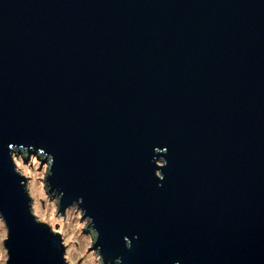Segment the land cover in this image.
Segmentation results:
<instances>
[{"label": "water", "instance_id": "obj_1", "mask_svg": "<svg viewBox=\"0 0 264 264\" xmlns=\"http://www.w3.org/2000/svg\"><path fill=\"white\" fill-rule=\"evenodd\" d=\"M62 220L86 264H264V0H0L5 264H69Z\"/></svg>", "mask_w": 264, "mask_h": 264}, {"label": "clouds", "instance_id": "obj_2", "mask_svg": "<svg viewBox=\"0 0 264 264\" xmlns=\"http://www.w3.org/2000/svg\"><path fill=\"white\" fill-rule=\"evenodd\" d=\"M23 146V144H20ZM28 148L33 149V152L30 154L28 158V163L26 164L24 160L21 158L23 153L21 149L18 147L16 152H11V159L14 164V171L17 173L22 179L20 181L21 185L25 192L28 193L29 196L32 197L33 203L29 205L30 213L33 217L40 216V204L36 201V190L37 188H43V181L46 180L47 175L49 173V169L51 166V157H55L53 153L48 152L44 148H36L34 146H27ZM26 151V149H25ZM48 154L46 159H48L47 163H43L40 157ZM43 163V170H41V164ZM160 171V170H159ZM163 172V171H162ZM158 170L156 172V176L163 180L165 178V173L163 176H159ZM54 175V168L52 169V176ZM88 211L87 208L83 207ZM43 218L45 220L48 219V215L44 214ZM125 241H128V237H125ZM128 249L133 247V241L131 239L130 242L126 243ZM111 262V261H110ZM0 264H5V257L3 253V249L0 248ZM112 264V262H111ZM115 264H123V258H117ZM176 264H180V261H176Z\"/></svg>", "mask_w": 264, "mask_h": 264}, {"label": "rangeland", "instance_id": "obj_3", "mask_svg": "<svg viewBox=\"0 0 264 264\" xmlns=\"http://www.w3.org/2000/svg\"><path fill=\"white\" fill-rule=\"evenodd\" d=\"M36 201L37 197H35ZM33 203V199H32ZM41 211V208H40ZM40 221L45 222L43 214L37 216ZM54 231L60 232L63 238V243L65 245V256L69 264H86L81 249L79 247L76 236L71 228V225L66 221L62 220L56 226L52 228Z\"/></svg>", "mask_w": 264, "mask_h": 264}, {"label": "bare ground", "instance_id": "obj_4", "mask_svg": "<svg viewBox=\"0 0 264 264\" xmlns=\"http://www.w3.org/2000/svg\"><path fill=\"white\" fill-rule=\"evenodd\" d=\"M66 257V256H65Z\"/></svg>", "mask_w": 264, "mask_h": 264}]
</instances>
